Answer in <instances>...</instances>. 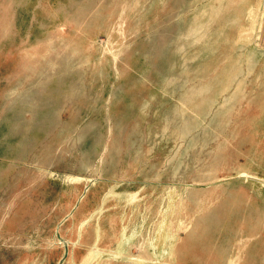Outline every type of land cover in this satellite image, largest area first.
<instances>
[{"label":"rangeland","instance_id":"rangeland-1","mask_svg":"<svg viewBox=\"0 0 264 264\" xmlns=\"http://www.w3.org/2000/svg\"><path fill=\"white\" fill-rule=\"evenodd\" d=\"M182 1L0 0V264H150L99 205L192 180Z\"/></svg>","mask_w":264,"mask_h":264},{"label":"crops","instance_id":"crops-1","mask_svg":"<svg viewBox=\"0 0 264 264\" xmlns=\"http://www.w3.org/2000/svg\"><path fill=\"white\" fill-rule=\"evenodd\" d=\"M182 2L192 180L178 157L172 181L122 179L99 208L128 246L147 231L150 264H264V0Z\"/></svg>","mask_w":264,"mask_h":264}]
</instances>
